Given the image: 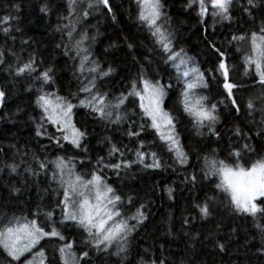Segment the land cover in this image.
Returning <instances> with one entry per match:
<instances>
[{
  "label": "snow or ice",
  "instance_id": "snow-or-ice-1",
  "mask_svg": "<svg viewBox=\"0 0 264 264\" xmlns=\"http://www.w3.org/2000/svg\"><path fill=\"white\" fill-rule=\"evenodd\" d=\"M134 3L135 21L147 32L151 46L142 57L143 63L137 61L135 76L118 93L110 90L106 79L114 69L104 67L94 57L91 44H86L95 39L87 30L93 14L106 10L116 20L109 0H63L60 5L48 0L40 8L45 14L55 11L63 21L56 31L65 42L58 47L62 46L63 54L73 61L75 91L62 95L54 88L55 69L42 67L34 54L25 59L10 47L0 48V108L5 107L11 93L9 85L20 84L25 91H34V103L40 110L38 118H31L36 125L35 135L47 137L62 151H66L63 142H67L84 154L83 159L71 155L49 159L33 152L32 167L25 161L28 153L22 147L0 145V173L17 174L24 164V171L31 176L43 174L54 183L52 192L57 197L51 207L37 206L30 216L0 218V256L6 264H95L97 258L107 264L112 257L116 258L112 264H175L165 256L163 245L157 251L152 246L134 244L133 234L148 218L146 205L134 204L133 196L108 182L106 169L119 176L122 169L134 164L145 169L167 166L180 177L181 184L190 186L191 206L196 210L192 219L210 220L217 204L250 219L255 229L253 239H259L258 250L264 251V0H185V11H193L202 25L210 18L213 32L216 24L231 27L237 20L255 24L257 11L262 13L255 29L246 30L241 24V30L228 38L233 54H239L235 56L238 63L233 62L227 49L206 39L214 54V59L208 61L211 67L202 66L179 45L165 0ZM9 7L12 11L0 16V32L15 41L12 33L20 31L14 25L19 21L22 4L14 2ZM204 31L207 36L208 29ZM245 44L247 47H243ZM127 48L131 51L134 45L129 43ZM210 83L219 87V99L208 94ZM170 92L176 94V101L165 108ZM79 108L89 109L107 124L127 121L126 135L134 138L135 147L118 146L105 137L107 158L97 156L93 163L87 145L82 143L87 133L73 121V110ZM242 110L244 127L237 122L222 134L218 130L222 114L240 117ZM8 118L7 113H0V119ZM182 118L195 129L206 148L191 144L186 147L181 141L178 125H182ZM48 126L60 135L49 133ZM148 133L151 140L146 139ZM254 140L260 141L259 149ZM126 152L134 158L128 159ZM161 153L168 155L171 164L162 162ZM86 162L90 172L84 171ZM166 190L168 198L173 199L175 190L167 186ZM189 223V217L183 216L181 226ZM216 246L221 251L225 247L219 242Z\"/></svg>",
  "mask_w": 264,
  "mask_h": 264
},
{
  "label": "trees",
  "instance_id": "trees-1",
  "mask_svg": "<svg viewBox=\"0 0 264 264\" xmlns=\"http://www.w3.org/2000/svg\"><path fill=\"white\" fill-rule=\"evenodd\" d=\"M21 3L22 11L19 14L18 26L20 31L13 32L15 41L6 38L0 32V48L10 47L25 59L31 53L37 60L42 61V67L52 66L55 69L54 88L58 89L62 95L69 90L75 91L76 81L73 78V61L63 54L61 33L56 31L59 24H62L55 11L47 14L40 11L41 6L48 0H0V16L7 14L12 3ZM113 6L116 20L111 19V15L106 10L95 13L89 18L87 30L90 36L95 39L86 42L91 44V51L104 67L111 66L113 74L106 78L108 87L112 92L118 93L124 89L130 77L135 76L138 71V63H143L142 57L147 55V49L151 46L147 32L137 25L135 21L136 5L134 0H109ZM166 8L171 16L172 29L176 32L179 45L182 46L189 55L196 57L202 66L211 67L208 61L214 59V54L207 47V40H215L218 47L227 49L232 57L231 49L228 45V38L231 33L240 31V25L244 29H255L260 23L262 13L257 11L255 24H248L237 20L227 26L216 24L215 31L209 27L212 22L206 19L202 25L193 11H185V0H165ZM63 0H55V5H60ZM208 29L207 36L204 29ZM206 37V38H205ZM27 41V43H23ZM134 45L133 50L127 48V44ZM135 55L136 60H133ZM233 58V57H232ZM233 62L236 60L233 59ZM10 95L7 97L6 105L0 108V113H7L8 119H0V145L8 146L15 144L22 147L28 153L24 157L25 161L35 167L32 163V153L43 158L45 155L52 159L55 155H71L84 158V154L72 148L67 142H63L62 151L54 142H50L47 137H37L35 135V123L33 117L38 118L39 109L34 100L35 94L25 91L20 84L9 85ZM213 85L210 83V88ZM217 90L216 85H214ZM219 92L220 89L218 88ZM210 94V92L208 93ZM176 101V94L169 93L165 98V108L171 107ZM74 123L87 135L83 144L87 145V155L95 163L97 156L107 158L108 144L105 137L111 138L113 143L127 145L134 148V138L126 135L127 121L121 125L107 124L100 121L89 109H74ZM244 113L241 111L240 117L235 113L230 116L222 114V123L218 125V130L222 134L232 124L239 122L244 127ZM137 120L138 117H131ZM258 118V117H257ZM182 125H178L181 133V141L193 147H205L207 144L201 141L196 135L191 124L182 118ZM49 133L55 132L53 127L48 126ZM207 132V129L203 130ZM57 136L59 132H55ZM151 133L146 134V139L151 140ZM210 143V141H208ZM253 143L260 148V141ZM157 150L158 149H153ZM162 155V162L171 164L167 154ZM128 159H133L131 153L126 152ZM16 159L19 161L20 157ZM195 163V159L191 161ZM24 164H21L17 174L0 173V218L3 215H31L37 206L47 209L52 206L57 198L52 189L56 187L54 183L41 174L39 177L31 176L24 171ZM77 170L81 166L77 164ZM91 168L84 165V171L90 172ZM191 168H189V171ZM108 182L118 187L122 192L133 196L134 204L144 203L147 219L138 229L134 244L142 247L152 246L157 251L163 245L165 256L170 257L175 264H264V251H259V239H253L255 229L251 226L250 219L237 216L223 205L217 204L214 207V215L210 220H201L196 216V210L192 208V196L188 187L180 183V177L167 166L162 169H145L143 166L134 164L130 169H122L119 176L111 170H105ZM207 184V182H205ZM167 187H172L175 191L173 199L168 198ZM19 189V192L13 189ZM199 191V190H197ZM211 195V192H209ZM57 214L59 209L56 210ZM183 216L189 217V224L181 226ZM171 229V234H169ZM75 229L71 230L74 234ZM69 235V233H66ZM217 242L224 244L221 251L216 246ZM50 248L51 245H46ZM2 252V249H0ZM102 255V254H101ZM116 258L112 257L107 264H112ZM0 264H6L0 256ZM95 264H102V260L97 258Z\"/></svg>",
  "mask_w": 264,
  "mask_h": 264
},
{
  "label": "bare ground",
  "instance_id": "bare-ground-1",
  "mask_svg": "<svg viewBox=\"0 0 264 264\" xmlns=\"http://www.w3.org/2000/svg\"><path fill=\"white\" fill-rule=\"evenodd\" d=\"M210 21H211V19H210ZM231 54H232V57H233L234 60H235V56L239 55L238 53L233 54V49H231ZM236 62L238 63V61H236ZM218 88L219 87H217V90H215L214 85H213V87L210 88V94L209 95H210L211 98H213V99H219L220 98V92H219Z\"/></svg>",
  "mask_w": 264,
  "mask_h": 264
},
{
  "label": "rangeland",
  "instance_id": "rangeland-1",
  "mask_svg": "<svg viewBox=\"0 0 264 264\" xmlns=\"http://www.w3.org/2000/svg\"><path fill=\"white\" fill-rule=\"evenodd\" d=\"M246 46H247V44L243 45V47H246ZM73 121H74V119H73Z\"/></svg>",
  "mask_w": 264,
  "mask_h": 264
}]
</instances>
